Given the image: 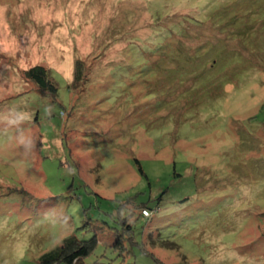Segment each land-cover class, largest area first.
I'll list each match as a JSON object with an SVG mask.
<instances>
[{
  "label": "rangeland",
  "instance_id": "374dc122",
  "mask_svg": "<svg viewBox=\"0 0 264 264\" xmlns=\"http://www.w3.org/2000/svg\"><path fill=\"white\" fill-rule=\"evenodd\" d=\"M86 256L264 264V0H0V264Z\"/></svg>",
  "mask_w": 264,
  "mask_h": 264
},
{
  "label": "trees",
  "instance_id": "16d2710c",
  "mask_svg": "<svg viewBox=\"0 0 264 264\" xmlns=\"http://www.w3.org/2000/svg\"><path fill=\"white\" fill-rule=\"evenodd\" d=\"M86 66L85 63L82 61H78L76 62L75 65V70H74V80L73 83L71 84V89L72 91L74 90V92H78L79 91V85L82 83V81H84L86 79V77L88 76L86 73ZM51 76V71L48 69H45V67L43 66H35L29 70H26L24 72V80L26 82H33L35 83L41 90L43 91H48L50 92L54 97L57 96L58 94V89L54 83V79L50 77ZM137 163H139V161H137ZM128 229H130V227H128ZM79 245V241L75 236H71L69 238H66L62 245L57 247L55 250L45 254L43 256V260L47 263L50 262H56L58 260H60L64 253L67 250H73L75 249V247H78ZM113 247H115L116 249L124 250V246H122V241L119 237V239L116 241V243L113 245ZM86 257H79L77 258L72 264H86L85 259ZM92 264H111L110 262H95Z\"/></svg>",
  "mask_w": 264,
  "mask_h": 264
}]
</instances>
